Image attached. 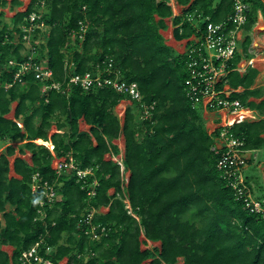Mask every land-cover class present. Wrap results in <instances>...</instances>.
Returning <instances> with one entry per match:
<instances>
[{
  "label": "trees",
  "instance_id": "trees-1",
  "mask_svg": "<svg viewBox=\"0 0 264 264\" xmlns=\"http://www.w3.org/2000/svg\"><path fill=\"white\" fill-rule=\"evenodd\" d=\"M175 1L183 7L172 17L176 40L194 32L188 15L231 26L226 20L234 0ZM243 1L248 4L243 30L250 31L259 14L264 20V0ZM42 2L41 20L48 28L37 30L36 38L45 35L36 46L37 60L52 70L51 81L63 88L66 75L96 66L104 69L110 61L120 78L136 83L141 102L153 105L150 119H141V102L112 88L84 91L72 85L67 93H42L30 74L21 75L22 83L13 81L16 67L8 61L24 59L20 25ZM20 4L10 1L11 8ZM171 16L167 0H30L24 11L15 12L10 25L0 18V140L10 143L0 152V264H21V252L36 242L42 255L51 261L66 258V264H176L178 259L182 264H264V219L244 207L216 167L218 157L211 151L213 137L202 111L192 108L184 94L185 54L175 52L160 33ZM198 24L205 26L206 21ZM71 32L79 47L72 46ZM251 42L246 34L241 52L230 60L232 68L251 58ZM256 75L257 70L248 66L243 73L231 71L226 81L242 88L233 98L264 115V99H249L262 95L251 88ZM123 99L131 105L121 121L114 107ZM13 102V118H8ZM79 119L89 125L88 131L79 130ZM229 130L244 140L245 149L264 148V118L245 119ZM120 135L122 163L129 172L125 186L119 165L104 158L119 154L113 140ZM36 139L50 147L36 144ZM15 141L23 142L19 153L29 151L32 161L29 165L14 159L12 169L18 177L10 176L9 165ZM50 148L57 159L70 154L77 167L93 169L95 195L88 197L89 186L82 189L73 175H55ZM35 172L42 180L56 182L61 195L60 201L42 208L44 220L37 219L40 195L30 190ZM125 198L137 219L125 208ZM91 207L97 211L93 222L106 228L96 240L85 235L79 223L80 214ZM101 208L107 210L100 212ZM147 240L159 246L143 249ZM5 245L13 247L11 254L1 248ZM46 246L51 248L48 253Z\"/></svg>",
  "mask_w": 264,
  "mask_h": 264
},
{
  "label": "built area",
  "instance_id": "built-area-1",
  "mask_svg": "<svg viewBox=\"0 0 264 264\" xmlns=\"http://www.w3.org/2000/svg\"><path fill=\"white\" fill-rule=\"evenodd\" d=\"M43 11L44 4L42 2L39 7H36L35 10L23 18L20 31L22 32L21 42L24 46L22 50L24 59L8 61L9 66L16 67L13 81L22 83L21 75L30 74L34 80L41 84L42 93L49 89L67 93L68 88L72 85H77L84 91L107 87L128 96L130 101L141 102L142 96L136 83L126 82L120 78L119 72L113 69L110 61L104 69L96 66L93 71L66 75L63 88L60 82L51 81L53 77L52 70L44 64L43 60H37L36 46L38 42H36L37 38L35 37L37 30L46 31L48 28L41 20ZM247 13L248 4L243 0H234L233 11L226 20L231 23L230 27H227L225 22H211L200 15H197V17L193 15L187 16V20L194 25L195 29L189 37L183 39L184 47L182 53L186 55L184 65L186 77L183 81V90L192 108H199L201 111L215 114V120L218 125L213 131H208V133L212 134L213 137L211 151L218 157L216 167L220 170L223 179L234 190L236 198L244 203V207L249 212L260 214L264 219V198H255L253 196L244 174L249 158L255 156V154L251 153L253 150L245 149L244 140L235 137L229 130L234 124L253 117L252 111L248 107L243 106L239 99L232 97L234 93L241 92L242 89L232 88L226 81V77L231 71L237 70L240 72L242 70L239 63L235 68H232L230 60L233 59L236 52H241V31L247 21ZM204 21H206L205 26L198 24ZM79 24L82 32H85V25H82L81 22ZM69 35L75 40V32H71ZM78 38L81 41L83 34L79 33ZM248 62L251 63V58L248 59ZM139 105L143 107L141 119H150V109H153V105L146 106L142 102ZM18 124L20 125V123ZM50 150L52 153L51 148ZM115 162L120 167L121 185L125 186L128 176L124 174L122 161L115 160ZM53 170L57 177L73 175L75 181L80 183L82 189L89 186L86 192L88 197L95 195L94 187L97 182L93 178V169L91 167L85 169L77 167L70 154L60 159L54 157ZM88 177H92V181L89 182L87 180ZM30 190L31 194L40 195L37 200L40 206L37 219L44 220L46 213L42 208L45 204L51 206L61 200V195L56 190V182L42 180L39 173L35 172L31 178ZM124 203L128 212L133 215L128 199ZM96 212V209L91 207L88 211L80 214L79 223L85 226L84 234L91 240L99 239L106 234L105 226L93 222ZM39 247L40 242H36L28 249L23 250L20 256L21 264L67 263L66 258L59 261H51L39 252ZM50 249L49 246H46L44 248L45 253H48Z\"/></svg>",
  "mask_w": 264,
  "mask_h": 264
},
{
  "label": "rangeland",
  "instance_id": "rangeland-1",
  "mask_svg": "<svg viewBox=\"0 0 264 264\" xmlns=\"http://www.w3.org/2000/svg\"><path fill=\"white\" fill-rule=\"evenodd\" d=\"M7 1H10V0H7ZM21 1H22V5L16 6L14 8L15 10H13V9L10 10L9 9V12L6 13L5 10H7L8 5L6 4L5 6H1L2 0H0V12H2V15H0V18L4 21L5 18L6 19L7 18H12L14 16V14H15L16 11H18V10L19 11H24V9H26V7H27L28 3L30 2V0H21ZM215 1H217V0H215ZM167 2L171 6V9H172V16L171 17H173L174 15H179L182 12L183 7H181L180 5H178L175 0H167ZM171 17L165 19V23L168 25V29L166 28L167 29V30L165 29L166 31L160 30V33L163 35L164 40H165V43L168 46L174 48L175 49V52L178 51V52H180L179 54H182L183 47H184V40L183 39H186V38L180 39L181 42H180V40H177L179 42H174L171 38L168 37L169 33L171 32V25H170ZM256 24H257L256 26L255 25L253 26V28L259 27V29L257 31H255V32L253 31L256 34H254L252 32L253 28L250 31L244 30L243 31V34H244V36L246 34L249 35L251 41H254V39H256V43H258V51L256 50L257 47H254L255 48L254 50H253V47L252 46H250V48L254 51V53H256V55L258 57H260V58H258V63L260 65H262V61H264L263 60L264 59V30H263L264 20H263L261 14L258 15V19H257ZM44 36H45L44 34L39 35V37L37 38V41L36 42H38V43L41 42V41L43 42L44 39H45ZM70 37H71L70 41H71L72 46L79 47V45L76 43V41L74 40V38L72 36H70ZM184 60H186V55H185V59ZM262 68H264V62H263V67ZM128 105H131V102L128 101L127 99H123V100H120V102L114 107V111L116 112V114L118 115V117L120 118L121 121H122V119L124 117L125 108ZM15 106H16V102H13L11 104V110L6 115V117H8V118H12L13 117V110H14ZM202 113H203V111H202ZM208 114H210V113H208V112L205 111L204 112V115H203V119H204V121H207L208 122L207 123V128H208L207 130L209 132H211V131H213L215 129V127L218 125V123H215L214 116L211 115L212 113L210 114L211 115L210 117L208 116ZM249 116H252V115H249ZM79 122H80L79 123V129L80 130H87V129H89V125H85V123H84V121H82V119H79ZM53 131H54V129H52V132ZM122 137L123 136L120 135L117 139L113 140V142L119 148V154L118 155H115V156H112L110 154H106L104 156V158L106 160L111 159L113 161L118 160V161L121 162V159L123 158V151H124L123 150L124 149V146H123L124 145V138H122ZM36 143L39 144V145H43L42 143H38L37 141H36ZM7 144H10V143L7 142V141H3V140L1 141L0 140V151L3 150ZM12 144H14L17 149H19V147H21L23 145V142L22 141H15ZM24 153H23L24 154V157L27 158V159H29L28 158L29 155L27 154L28 151L25 150ZM51 154H52V157L54 158L55 157V152L52 151ZM259 154H260L259 155V160L260 161H258L257 166L254 167V171L257 170V171H255V174H254L256 176V179H254V183L251 184V191H252V194H253V196L255 198L264 197V148H262L261 151H259ZM252 157H253L252 159H254V160H255V158L257 159L256 155L255 156H252ZM246 168H247V166L245 167L244 172L246 171V173H248L249 172V167L247 168V170H246ZM124 174L129 177V172L128 171H124ZM112 192H113V189H110L109 190V193H112ZM125 200H127V199L125 198L124 201ZM106 210H107V208H101V209H99L100 212H104ZM143 239H144V237H143V235H141L140 240H143ZM158 246H159V242H147L146 244H142L141 245V247L143 249L144 248H153V247H158ZM1 248L4 249V250H6V251H8L9 253L13 249L10 246H2ZM147 262L148 261H145L142 264H147ZM176 264H182V260L181 259H178V262Z\"/></svg>",
  "mask_w": 264,
  "mask_h": 264
},
{
  "label": "crops",
  "instance_id": "crops-1",
  "mask_svg": "<svg viewBox=\"0 0 264 264\" xmlns=\"http://www.w3.org/2000/svg\"><path fill=\"white\" fill-rule=\"evenodd\" d=\"M11 1V0H10ZM10 1H7L6 0V4L8 5V8H7V10H5V12L7 13V12H9V9L11 10V9H13V10H15L14 8H11V5H10ZM21 4L20 5H22V1L21 0H18ZM29 4V3H28ZM19 5V6H20ZM28 6V5H27ZM182 7V6H181ZM4 10V9H3ZM19 11V10H18ZM260 15V14H259ZM174 16H176V15H174ZM3 22H6V23H8L9 25L11 24V22H12V18H5V20L3 21ZM166 24V23H165ZM170 25H171V32L169 33V35H168V37L169 38H171L174 42H179V41H177L174 37H173V34H172V32H173V28L175 27L173 24H172V17H171V21H170ZM257 24H255V26H256ZM166 28L168 29V25L166 24ZM165 28V29H166ZM258 27H255V28H253V30H252V32L254 31H256V29H257ZM165 29H163L162 31H166ZM243 31L244 30H242L241 31V40H243L244 38V34H243ZM253 32V33H254ZM254 34H256V33H254ZM180 42H181V40H180ZM250 46H252L253 47V50L255 49L254 47H257L256 48V50L258 51V43H256V39H254V41H252L251 42V44H250ZM250 46H249V48H250ZM174 49V48H173ZM175 50V49H174ZM251 48L250 49H248V51H249V54H251V63H249L248 62V59H242L240 62H239V66L242 68V70L240 71V73H243L245 70H246V68L248 67V66H251V67H253V68H255L256 70H257V75H256V77H255V79H254V81H253V83H252V85H251V88L252 89H259V90H261V92H262V95L261 96H259L258 98H249L250 100L252 99V100H254V101H256V102H258V101H260V100H262V99H264V68H262L263 67V62L264 61H262V65H260L259 63H258V58H260V57H258L257 55H256V53H254V51H253ZM178 52V51H177ZM178 53H180V52H178ZM254 54V55H253ZM264 60V59H263ZM260 65V66H259ZM240 88V90L242 89L241 87H239ZM242 91V90H241ZM129 101V100H128ZM250 111H252V115H253V117L250 119V118H247V120H257V119H259V118H264V115H259L256 111H254V110H252V109H250ZM204 112L205 111H203V113H202V116L204 115ZM13 113H14V110H13ZM208 113H212L211 115L212 116H214V120H215V114L213 113V112H208ZM210 114H208V116L210 117L211 115ZM205 117V116H204ZM13 118V117H12ZM83 121V120H82ZM80 123V122H79ZM85 123V122H84ZM207 121H204V125H205V128L206 129H208L207 128ZM215 123H218V122H216V120H215ZM85 125H87L86 123H85ZM78 127H79V125H78ZM80 130V129H79ZM89 129H87V130H80V131H88ZM207 132H208V130H207ZM264 136V135H263ZM123 138V137H122ZM37 140V139H36ZM36 140L34 141L35 143H36ZM114 143V142H113ZM37 144V143H36ZM14 145V144H13ZM15 146V145H14ZM124 146V145H123ZM4 150V149H3ZM2 151V150H1ZM0 151V152H1ZM254 152H251L252 154H255L256 155V157H257V159L255 158V160L254 159H252L251 161H250V163L249 164H247V168L249 167V172L248 173H246V171H245V175H246V177H247V180H248V182L250 183V184H252V183H254V179H256V176L254 175L255 174V171H257V170H255L254 171V167H256L257 166V163H258V161H260L259 160V151H261V149L260 150H253ZM26 153V152H25ZM24 153V154H25ZM258 155H257V154ZM24 154H20L19 153V150L16 148V146H15V152H14V154L12 155V156H10L9 157V165H10V176H14V177H18L15 173H14V171H13V169H12V163H13V161H14V159L15 158H17V157H19V158H22V159H24L29 165H32V161H31V153L28 151V155H29V159H27V158H25L24 157ZM249 154V153H248ZM247 168H246V170H247ZM5 246H8V245H5ZM11 247V246H10ZM13 248V247H12ZM4 250V249H3ZM13 250V249H12ZM6 251V250H5ZM8 254H11V252L9 253L8 251H6Z\"/></svg>",
  "mask_w": 264,
  "mask_h": 264
},
{
  "label": "bare ground",
  "instance_id": "bare-ground-1",
  "mask_svg": "<svg viewBox=\"0 0 264 264\" xmlns=\"http://www.w3.org/2000/svg\"><path fill=\"white\" fill-rule=\"evenodd\" d=\"M38 143H42L43 145H48V147H50V143L49 142H45V141H43V140H41V139H37L36 140Z\"/></svg>",
  "mask_w": 264,
  "mask_h": 264
},
{
  "label": "clouds",
  "instance_id": "clouds-1",
  "mask_svg": "<svg viewBox=\"0 0 264 264\" xmlns=\"http://www.w3.org/2000/svg\"><path fill=\"white\" fill-rule=\"evenodd\" d=\"M121 161H122V159H121ZM123 164V163H122ZM123 167H124V165H123ZM119 171H120V167H119ZM124 171H126L125 169H124ZM129 178V177H128ZM120 180H121V178H120ZM128 181V180H127ZM121 184H122V182H121ZM126 208V207H125ZM127 209V208H126ZM127 211H128V209H127ZM131 212H132V209H131ZM129 213V212H128ZM130 214V213H129ZM133 214V213H132ZM135 216V215H134ZM136 218V217H135ZM137 219V218H136ZM147 242H151V241H148L147 240Z\"/></svg>",
  "mask_w": 264,
  "mask_h": 264
},
{
  "label": "water",
  "instance_id": "water-1",
  "mask_svg": "<svg viewBox=\"0 0 264 264\" xmlns=\"http://www.w3.org/2000/svg\"><path fill=\"white\" fill-rule=\"evenodd\" d=\"M259 29V27L256 29V31ZM263 30H264V27H263Z\"/></svg>",
  "mask_w": 264,
  "mask_h": 264
}]
</instances>
